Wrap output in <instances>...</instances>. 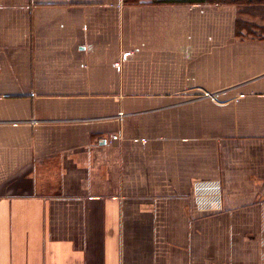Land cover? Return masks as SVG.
I'll return each mask as SVG.
<instances>
[{
    "label": "crops",
    "instance_id": "crops-1",
    "mask_svg": "<svg viewBox=\"0 0 264 264\" xmlns=\"http://www.w3.org/2000/svg\"><path fill=\"white\" fill-rule=\"evenodd\" d=\"M0 264H264V0H0Z\"/></svg>",
    "mask_w": 264,
    "mask_h": 264
},
{
    "label": "built area",
    "instance_id": "built-area-1",
    "mask_svg": "<svg viewBox=\"0 0 264 264\" xmlns=\"http://www.w3.org/2000/svg\"><path fill=\"white\" fill-rule=\"evenodd\" d=\"M207 96H209V94H207ZM116 136H114V138H115Z\"/></svg>",
    "mask_w": 264,
    "mask_h": 264
}]
</instances>
